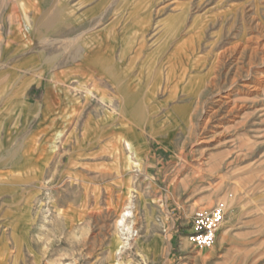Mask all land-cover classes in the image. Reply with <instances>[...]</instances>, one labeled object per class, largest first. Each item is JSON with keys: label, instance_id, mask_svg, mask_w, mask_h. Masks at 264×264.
<instances>
[{"label": "rangeland", "instance_id": "1", "mask_svg": "<svg viewBox=\"0 0 264 264\" xmlns=\"http://www.w3.org/2000/svg\"><path fill=\"white\" fill-rule=\"evenodd\" d=\"M3 18L29 55L0 66V264H264V0H0ZM217 204L198 249L191 218Z\"/></svg>", "mask_w": 264, "mask_h": 264}, {"label": "built area", "instance_id": "2", "mask_svg": "<svg viewBox=\"0 0 264 264\" xmlns=\"http://www.w3.org/2000/svg\"><path fill=\"white\" fill-rule=\"evenodd\" d=\"M227 214L224 204H217L211 210H198L192 216L188 240L198 249H209L216 243L218 232Z\"/></svg>", "mask_w": 264, "mask_h": 264}, {"label": "crops", "instance_id": "3", "mask_svg": "<svg viewBox=\"0 0 264 264\" xmlns=\"http://www.w3.org/2000/svg\"><path fill=\"white\" fill-rule=\"evenodd\" d=\"M20 31H22L20 27L14 26V24L4 20V18L0 20V42H2V44H0V66L2 68H10L14 65L18 67L28 66L26 57L29 54L23 52V49L27 48V43L29 41L27 37L24 36L25 33L22 34ZM4 58H6L7 61L4 60L3 62ZM14 60H16L15 64H13Z\"/></svg>", "mask_w": 264, "mask_h": 264}, {"label": "bare ground", "instance_id": "4", "mask_svg": "<svg viewBox=\"0 0 264 264\" xmlns=\"http://www.w3.org/2000/svg\"><path fill=\"white\" fill-rule=\"evenodd\" d=\"M250 39H251V38H250ZM48 104H49V103H48ZM42 116H43V115H42ZM127 145H128V144H127ZM39 159H40V158H39V153H38V152H37V153H36V152L34 153L33 158H29L30 161H33V160H34V161H39ZM27 160H28V158H27ZM223 223H224V222H223ZM120 244H121V243H120ZM155 244H156V242H155ZM118 246H119V245H118ZM116 249H117V248H116ZM156 249H157V248H156ZM114 250H115V248H114ZM117 250H118V249H117ZM154 250H155V249H154Z\"/></svg>", "mask_w": 264, "mask_h": 264}]
</instances>
